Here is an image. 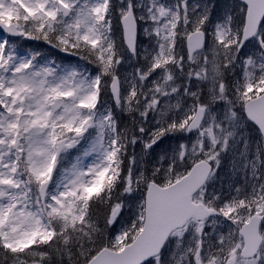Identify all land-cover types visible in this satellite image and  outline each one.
Segmentation results:
<instances>
[{
    "label": "snow or ice",
    "instance_id": "obj_1",
    "mask_svg": "<svg viewBox=\"0 0 264 264\" xmlns=\"http://www.w3.org/2000/svg\"><path fill=\"white\" fill-rule=\"evenodd\" d=\"M0 264H264V0H0Z\"/></svg>",
    "mask_w": 264,
    "mask_h": 264
}]
</instances>
